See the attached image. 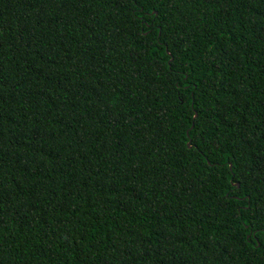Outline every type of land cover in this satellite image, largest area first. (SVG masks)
<instances>
[{
	"label": "trees",
	"instance_id": "1",
	"mask_svg": "<svg viewBox=\"0 0 264 264\" xmlns=\"http://www.w3.org/2000/svg\"><path fill=\"white\" fill-rule=\"evenodd\" d=\"M0 264H264V0H0Z\"/></svg>",
	"mask_w": 264,
	"mask_h": 264
},
{
	"label": "water",
	"instance_id": "2",
	"mask_svg": "<svg viewBox=\"0 0 264 264\" xmlns=\"http://www.w3.org/2000/svg\"><path fill=\"white\" fill-rule=\"evenodd\" d=\"M188 145H189V147H192L190 142H189V144H188ZM230 167H232V165H230ZM237 186H239V184H238Z\"/></svg>",
	"mask_w": 264,
	"mask_h": 264
}]
</instances>
